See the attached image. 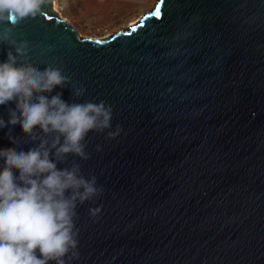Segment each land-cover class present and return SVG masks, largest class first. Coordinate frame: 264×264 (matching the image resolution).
Wrapping results in <instances>:
<instances>
[{
    "label": "water",
    "instance_id": "1",
    "mask_svg": "<svg viewBox=\"0 0 264 264\" xmlns=\"http://www.w3.org/2000/svg\"><path fill=\"white\" fill-rule=\"evenodd\" d=\"M53 9L49 0L14 31L33 66L70 77L43 95L104 100L110 130L121 126L115 138L87 134V161L57 165L79 163L104 189L77 206L72 264H264V0H157L104 39ZM10 47L0 43V62ZM15 107L0 105V118ZM34 146L19 124L0 128V149Z\"/></svg>",
    "mask_w": 264,
    "mask_h": 264
},
{
    "label": "clouds",
    "instance_id": "2",
    "mask_svg": "<svg viewBox=\"0 0 264 264\" xmlns=\"http://www.w3.org/2000/svg\"><path fill=\"white\" fill-rule=\"evenodd\" d=\"M48 2L0 0V43L11 46L7 60L0 62V105L16 101L15 109L9 108V120L0 118V128L19 124L35 143L27 152L0 149L5 161L0 171V264H72L79 258L77 206L99 197L104 189L97 186L95 175H83L79 163L62 169L57 165L66 162L69 154L90 159L84 143L90 131L109 130V138L121 131L120 125L110 130L113 108L104 100L69 104L62 93L43 95L69 84L70 77L52 65L44 70L33 66L28 61L30 41L17 40L14 31L24 20L42 14ZM85 92L81 86L72 95ZM96 150L102 147L97 145ZM13 169L19 170L18 177ZM89 211L96 217L100 208Z\"/></svg>",
    "mask_w": 264,
    "mask_h": 264
},
{
    "label": "rangeland",
    "instance_id": "3",
    "mask_svg": "<svg viewBox=\"0 0 264 264\" xmlns=\"http://www.w3.org/2000/svg\"><path fill=\"white\" fill-rule=\"evenodd\" d=\"M157 0H53L54 12L84 37L104 39L139 22Z\"/></svg>",
    "mask_w": 264,
    "mask_h": 264
},
{
    "label": "bare ground",
    "instance_id": "4",
    "mask_svg": "<svg viewBox=\"0 0 264 264\" xmlns=\"http://www.w3.org/2000/svg\"><path fill=\"white\" fill-rule=\"evenodd\" d=\"M54 5V4H53ZM154 6H155V4H153L152 6H151V10L154 8ZM150 10V11H151ZM149 10H147L143 15H145L146 13H149L150 12ZM140 20V19H139ZM136 24H138V21L137 22H133L130 26H129V28L131 27V26H134V25H136ZM124 31V30H123Z\"/></svg>",
    "mask_w": 264,
    "mask_h": 264
},
{
    "label": "snow or ice",
    "instance_id": "5",
    "mask_svg": "<svg viewBox=\"0 0 264 264\" xmlns=\"http://www.w3.org/2000/svg\"><path fill=\"white\" fill-rule=\"evenodd\" d=\"M155 14H156V15H159V11L157 10Z\"/></svg>",
    "mask_w": 264,
    "mask_h": 264
}]
</instances>
